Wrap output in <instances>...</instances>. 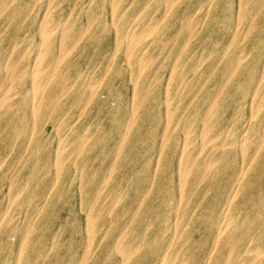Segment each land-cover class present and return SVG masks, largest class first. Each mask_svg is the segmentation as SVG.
Returning <instances> with one entry per match:
<instances>
[{"label":"rangeland","instance_id":"374dc122","mask_svg":"<svg viewBox=\"0 0 264 264\" xmlns=\"http://www.w3.org/2000/svg\"><path fill=\"white\" fill-rule=\"evenodd\" d=\"M211 1L206 10L205 4ZM45 14L59 25L58 29L67 26L76 41L65 44V56L61 57L58 30L51 33L55 42L43 51L54 60L53 70L49 71L52 70L56 79L46 84L44 98L50 102L31 115L27 103L31 95L27 73L39 50L38 27ZM132 20L144 23L154 20L155 31L148 32L144 25L133 30L129 26ZM128 35L140 41L133 50L123 44ZM145 50L142 75H147L146 79L140 77L141 71L135 65L125 60L128 51L131 59L137 60ZM244 52L249 54L248 60L233 69L238 55ZM58 55L61 61L57 64ZM0 66V76L9 75L3 87H11L13 93L4 102L0 90V264H78L77 258L86 242L89 199L96 189H101L103 196L124 190L126 195L119 203H125L127 208L134 205L133 198H128L132 192L126 188L132 179L143 180L144 174L158 168L159 184L165 186L166 178L175 181L174 166L171 162L157 165L159 146L151 143L155 137L160 139L168 126L163 105L167 95L183 109L186 103L192 107L193 119L198 116L199 104L202 105L199 98L221 87L224 93L216 103L220 124H226L234 115L236 128L245 129L242 125L251 116L249 95L264 70V4L250 0H0ZM91 82H100L106 89L91 95L85 87ZM138 95L148 99L139 101ZM152 114L159 118L153 124ZM23 115L28 116L27 120H18ZM127 119L133 121L131 128H123ZM194 121L199 123V118ZM177 123V119L170 121L167 135L170 140L163 154L171 161L174 146H181L184 140ZM127 129L130 130L125 132L126 140L120 144L117 135ZM64 140H71L74 146L58 158L57 147ZM118 143L121 146L117 154ZM142 147L149 150L141 151ZM140 153L146 154L142 159L143 170L122 175L125 162L136 160ZM226 175L224 172L214 182L213 191L217 196L222 194L220 184ZM257 181L256 188L236 198L242 208L246 207L245 200L251 192L264 193V177ZM24 183H29L31 189L16 192L15 187ZM41 194L48 201L42 215L36 218L38 223L28 231L31 204H27V199L31 202ZM105 213V209L100 210L102 218L106 217ZM120 220L117 218L115 223ZM140 220L137 216L129 229L139 228ZM207 221L200 216L191 223L199 226L191 232L194 250L198 253L207 245L201 234ZM99 225L101 228L94 231L89 255L94 264H106L105 231L109 232L112 222L101 220Z\"/></svg>","mask_w":264,"mask_h":264},{"label":"bare ground","instance_id":"6f19581e","mask_svg":"<svg viewBox=\"0 0 264 264\" xmlns=\"http://www.w3.org/2000/svg\"><path fill=\"white\" fill-rule=\"evenodd\" d=\"M245 1L249 2V0ZM250 1L254 3L262 2V4H264V0ZM211 3L212 1L206 3L204 8L208 10L207 8ZM162 13L161 15H163ZM47 14L43 16L39 23V50L33 60V64L31 63L32 66L29 72L27 73V78L31 86V95L29 100L27 99V103H29L28 107L31 115H34L39 111L42 105L45 106V103L48 104L50 102V100L47 102V99L44 98L45 90L47 89L46 84L56 79L55 74L51 72L53 70L51 67L53 66L54 60L52 57L50 59L48 58V52H44L50 44L55 42L51 39V33L54 30H58L59 37L61 38L60 44L62 50L59 53L61 57L64 55L63 49L66 47L65 44H73L76 41V39L72 38L73 36H71L72 34L67 26H60L61 28L58 29L59 25L55 24ZM204 18L205 17L203 16L202 19L204 20ZM58 20H60L59 17ZM158 20L159 19L157 18V21ZM152 21L154 20H149L144 23L139 22L138 20H132L129 23V26L131 29L136 30V28H140L141 25H144L148 32H153L155 31V25ZM198 29L199 28H197V30ZM83 34H81L80 37L83 36ZM150 34L151 33L146 36H149ZM133 36L128 35L127 38H124L125 40L123 41V44H125L128 49H132L136 44H140V41ZM146 52V50L143 51L141 57L138 58V56L137 60H132L128 51L125 59L126 62L135 65L141 71L140 77H144L142 73H144L143 66L147 55ZM245 52L244 54L242 53L241 55H238V60L233 64V69L239 68L245 60H248L249 54H245ZM250 52L251 51H249V53ZM59 55L57 58H59ZM59 60L61 61L59 58L57 64L59 63ZM50 68L52 69L51 71H49ZM19 72L21 73L20 70ZM259 75L260 76L257 77L253 86L252 93L249 95L248 104H250L251 116L249 120L242 125V128L245 126L244 130H238L239 127L238 129L236 128V121L233 120L234 115L231 118L229 117L226 124H220L219 118H221V116L218 115L219 112L218 108H216V103L218 97L224 93V90H222L221 87H219L218 90H215L213 94L204 96L203 99L201 97L199 98L202 105L199 104L200 110L198 116L193 119H191V114H193L191 112L194 110H192V107H188L187 103V106L183 109V107L174 104L173 97L170 95H167L163 99V105L167 114V125L169 127H165L164 133H162L160 139L155 137L151 143L159 146L156 160L157 165L160 162H169L170 165L171 162L174 166L173 175L176 178L173 180L175 181L173 182L172 179L169 181L168 178H166L165 186L162 185L161 182L159 184L158 168H154L155 171L153 172L151 171L150 173L144 174L145 179L143 180L132 179L129 184H127L126 188H129L132 192V194L128 195V198H133L134 205H127L129 206L127 208L124 206L125 203H119V200L126 195L124 190L114 191L103 196L101 189H96L89 199L90 208L86 214L87 222H85L87 223V229L85 230L86 242L83 253L77 258L78 264H87L88 262V264H94L95 260L90 257L89 253L90 247L92 246L94 231L97 228H101L99 225L101 220L112 222V225L109 226V232L105 231V234H107V251L105 253V258H107L106 264H264V193L260 191H257V194L256 191L251 192L245 200L247 205L243 208L241 207V202L236 201L239 194L246 190L256 188L258 184L257 180L264 177V92L261 94L264 89V70H262ZM7 77H9L8 73H2L0 76V90L2 91V100H4V102L9 99V96L11 98V95H13V93L10 92L12 89L11 87H3L7 81ZM145 77L148 76L146 75ZM145 77L144 79H146ZM93 81L95 82V80ZM91 83L92 84H85V87H87V93L89 92L91 95L106 89L101 87V84H99L100 82L96 84H93V82ZM221 84L223 83L221 82ZM82 94H84V91ZM239 96L241 98L242 94ZM137 97L139 101L143 102L146 101L145 99H148L145 96L143 97V95H138ZM152 115L154 116L150 119L151 124L159 119L156 114ZM130 117L131 119L133 118L131 114ZM27 118V115H23V117H20L18 120H27ZM196 118H199V123L198 121L195 123L194 119ZM131 119H127L128 121L123 124V128H131V124L133 123ZM172 119H177L178 123L176 124V127L180 129V133L183 135L184 140L181 146H174L175 150L173 156H171V161L168 157L164 158L163 154L165 147L170 140V137L167 135H169L168 130L170 129V121ZM116 122H121V120ZM71 123H68V125H71ZM129 130L130 129H127L122 133L121 130L119 131V135L117 136L120 144L123 143V141L125 142L127 137L125 132H128ZM85 138L82 136V139L85 140ZM88 139H90V137ZM94 140L95 139L92 141ZM119 143L115 146L117 154L121 146ZM73 146L71 140H64L63 144L59 143V146L57 147V157L61 158L67 153V151L69 152ZM148 150L149 148L144 149V147L141 149V151ZM145 156L146 154L140 153V156L136 160L127 163L125 162V169L121 171V174L124 175L125 173H128L133 175L135 172L140 171V169L143 170L144 163L142 162V159ZM55 165L58 166V162H56ZM109 169L111 170L110 167ZM58 170L59 166L56 168L55 172L57 171L58 173ZM224 172L227 175L222 181V184H220L222 194L217 196L215 194L216 192L213 191V185L215 180H217V178ZM47 183H45L46 187H48ZM100 187L102 188V186ZM15 189H17L16 192L20 193L29 191L31 187L29 186V183H24L18 188L15 187ZM13 193H15V191H13ZM47 201L48 197L46 195L44 196V194L39 195L37 198H33L31 202L30 199H27V204H31L28 231L34 228L36 223H38L36 218H39L42 215ZM102 209H105L106 212V217L103 218L100 215V210ZM137 216H140L141 218L140 223H138L140 227L130 230L129 225L134 223V219ZM200 216H203L205 220H208L207 226L204 227V230H202L201 233L202 236L205 237L207 245H205V247L198 253L197 250H194L195 244L192 242L191 232L196 231L199 226L196 222L192 225L191 223L194 219L197 220ZM117 218H121L118 224L115 223ZM123 218L124 220H122ZM195 224L197 226H195ZM25 237V241L29 243V240Z\"/></svg>","mask_w":264,"mask_h":264}]
</instances>
